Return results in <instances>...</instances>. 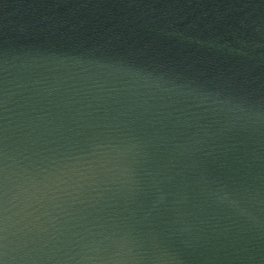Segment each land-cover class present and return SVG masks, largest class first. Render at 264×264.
<instances>
[{
	"label": "water",
	"instance_id": "1",
	"mask_svg": "<svg viewBox=\"0 0 264 264\" xmlns=\"http://www.w3.org/2000/svg\"><path fill=\"white\" fill-rule=\"evenodd\" d=\"M0 264H264V0H0Z\"/></svg>",
	"mask_w": 264,
	"mask_h": 264
}]
</instances>
